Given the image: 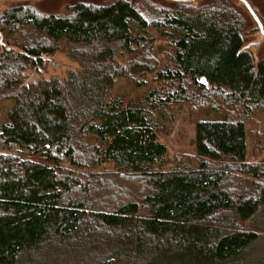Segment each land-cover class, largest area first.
<instances>
[{
  "label": "trees",
  "instance_id": "16d2710c",
  "mask_svg": "<svg viewBox=\"0 0 264 264\" xmlns=\"http://www.w3.org/2000/svg\"><path fill=\"white\" fill-rule=\"evenodd\" d=\"M200 1L157 18L141 0L2 11L0 264H264V231L248 225L264 208V160L248 161L241 117L264 105V58L246 46L248 25L260 29L239 0ZM157 37L172 66L146 61ZM58 51L78 69L29 79ZM149 78L141 98L114 96ZM207 97L241 116L198 120L196 156L170 163L160 111Z\"/></svg>",
  "mask_w": 264,
  "mask_h": 264
},
{
  "label": "rangeland",
  "instance_id": "374dc122",
  "mask_svg": "<svg viewBox=\"0 0 264 264\" xmlns=\"http://www.w3.org/2000/svg\"><path fill=\"white\" fill-rule=\"evenodd\" d=\"M104 0H0V14L7 9H14L15 6L25 5L28 8L35 9L42 14H61L67 12L68 7L74 3L83 4H101ZM108 1V0H107ZM143 8L148 16L157 18L159 13L173 12L171 0H141ZM255 6V10L260 12L264 19V0H250ZM193 7L201 4L200 0L192 3ZM190 7V6H189ZM237 7L241 6L238 4ZM256 24L248 25V33L246 37V46L249 52L254 56L256 64L261 58H264V37L256 28ZM164 39L156 38L151 50L144 52L146 61L157 68H165L167 65L172 66L171 53ZM51 59L57 63L53 66L51 62H45L43 68L37 70L32 69L28 73L29 79L35 81L43 78L65 77L70 70L78 69L76 64L66 53L58 51ZM155 86L154 81L149 78L147 84L139 88L129 81H120L114 87V96L125 102L135 101L147 94ZM204 95H201L202 97ZM207 101L212 102L209 106L203 108L197 104L193 108L186 98H178L171 103L166 104L159 113L158 123L160 125L159 138L168 148L170 163L186 161L189 162L196 156V123L200 119L213 117L216 113L225 115H240L242 112H232L226 102L216 97H207ZM11 102L0 105V119L4 112L11 107ZM222 114V115H223ZM241 116V115H240ZM234 117V116H233ZM242 119L245 122L247 131V158L251 163H261L264 160V105L255 108L250 114H243ZM0 154H5L1 152ZM123 191H140L138 186L126 185L122 181L119 182ZM118 184V186L120 187ZM255 219V220H254ZM253 222L248 223L249 226L258 224L264 231V208L254 218ZM257 221V223H256ZM256 223V224H255ZM247 225V224H246ZM257 226V225H256ZM262 241L258 244L260 253L264 256V234Z\"/></svg>",
  "mask_w": 264,
  "mask_h": 264
},
{
  "label": "water",
  "instance_id": "95a60500",
  "mask_svg": "<svg viewBox=\"0 0 264 264\" xmlns=\"http://www.w3.org/2000/svg\"><path fill=\"white\" fill-rule=\"evenodd\" d=\"M172 1H178V2H190V1H196V0H172ZM241 1L245 6L246 8L249 10V12L251 13V15L254 17L255 21L258 23L259 25V29H260V32L262 34V36L264 37V26L263 24L261 23L260 19L258 18V16L256 15L254 9L250 6V4L246 1V0H239ZM44 60H48L50 61L53 66H56V62L54 59H51L50 57H44L43 58ZM202 81H205V79H202Z\"/></svg>",
  "mask_w": 264,
  "mask_h": 264
},
{
  "label": "bare ground",
  "instance_id": "6f19581e",
  "mask_svg": "<svg viewBox=\"0 0 264 264\" xmlns=\"http://www.w3.org/2000/svg\"><path fill=\"white\" fill-rule=\"evenodd\" d=\"M190 2H192V1H190ZM45 61H48V60H45Z\"/></svg>",
  "mask_w": 264,
  "mask_h": 264
}]
</instances>
